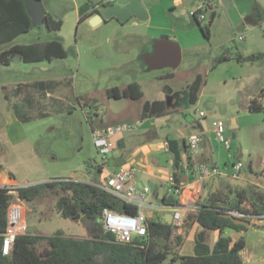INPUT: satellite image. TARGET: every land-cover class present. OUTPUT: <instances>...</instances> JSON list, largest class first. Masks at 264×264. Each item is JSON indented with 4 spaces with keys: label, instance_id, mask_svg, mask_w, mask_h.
Wrapping results in <instances>:
<instances>
[{
    "label": "rangeland",
    "instance_id": "1",
    "mask_svg": "<svg viewBox=\"0 0 264 264\" xmlns=\"http://www.w3.org/2000/svg\"><path fill=\"white\" fill-rule=\"evenodd\" d=\"M83 1L90 3L89 0H42L45 11L52 12L55 14L54 19L63 22L61 30L58 33L50 32L42 23L18 39L0 45V52H3L16 44L62 40L67 51L66 58L51 62L24 63L16 55L9 66H0V166L4 173L9 171L19 183H35L38 182L36 180L41 179L48 181L72 179L93 181L102 185L107 171L116 168L109 165L107 170L96 174L94 169L89 167L88 162L96 157L92 130L134 124L137 121L143 122L141 128L121 135L127 142L132 143L133 148L152 141L164 140L165 136L180 140L181 136L189 138L196 134H200L211 145L217 146L212 130L213 122L220 121L225 126L224 136L230 142V149L226 151L220 148L219 167L223 169L226 164L230 170L232 164L237 163L236 160L239 158L243 169L247 172L248 166L254 171L264 169V111L251 113L247 104L248 93L254 90L248 79L250 73H257L260 76L255 83L260 94L264 88V59L256 61L253 70L247 68L241 71L242 77L238 79H229L224 83L220 78L225 74L219 70L216 74L221 73V77L213 81V75L216 74H211L208 69L210 48L203 47L193 52L194 54L186 55L189 56L188 59H185L175 70L165 68L142 74L141 84L144 94L141 99H127L126 104L123 100L117 102L107 97L106 90L111 87L123 88L128 84L130 78L128 79L124 73L128 69L127 66L134 61V57L128 56L127 52L120 57L117 53H113L110 44L105 42L102 36V31L110 26L78 24L79 17L75 12V4H81ZM236 1L240 8H243L241 2L244 3L245 0ZM250 1L251 3L256 1L264 9V0ZM238 23L236 10L217 9L215 28L210 38L212 46L220 47L216 56L229 53L235 56L244 50L256 53L264 49V14L258 25L249 26L251 29L249 33L239 29ZM203 25L205 26L206 22ZM240 36L243 40L238 39ZM228 66H230L228 71L232 72L233 66L231 64ZM195 72L200 73L203 83L202 92L197 102L192 105L188 101V87ZM172 73L175 74L171 75ZM39 81H50L48 91L46 90L49 96L42 94L43 91L31 90L22 96V98L31 96V102L24 103L23 99L17 100L18 103L25 104L20 110L24 122L20 131L17 129L12 132V135L21 142L12 147L4 129L9 123V117L13 115L12 104L15 101L7 99L5 95L19 83ZM250 87L253 89L250 90ZM166 88L172 90L173 109L163 116L142 117L141 106L145 101L166 102ZM27 103L30 104L29 108ZM121 109L126 111L119 114L118 112L122 113ZM112 112H117L118 115L114 116ZM138 112H140L139 120L124 121L137 116ZM199 112H203L205 117L201 118ZM238 116L244 127L234 137L233 130L229 128L232 124L230 118ZM115 151L117 154L132 152L131 147ZM229 181L244 188L248 186L239 180ZM259 181L263 183L264 179ZM165 194L166 186L165 182H162V185H158L155 194L150 195V200L160 205ZM175 200L177 204L184 202L183 198L178 196H175ZM18 203L30 208L25 214L26 226L23 224L24 227L20 228L23 229V233L49 237L61 232L67 237L79 239L89 238L94 234L92 227L87 228L80 222L63 219L54 208V199L50 197H38L32 202L21 201L14 197L10 209L22 219L21 209L16 206ZM181 213L180 229L174 230L171 240V246L175 247L176 237H181L182 245L178 248V252L184 245L190 229V220L186 219L189 212ZM256 229H264V227L256 226ZM250 241L255 244V252L264 264V239H250ZM209 243L211 244L210 241ZM251 249L246 251V255L251 254ZM192 250L193 238L186 242L181 253L188 256L192 254ZM38 251L42 257L48 255L49 249L45 242L38 246ZM164 264H170V258Z\"/></svg>",
    "mask_w": 264,
    "mask_h": 264
},
{
    "label": "trees",
    "instance_id": "2",
    "mask_svg": "<svg viewBox=\"0 0 264 264\" xmlns=\"http://www.w3.org/2000/svg\"><path fill=\"white\" fill-rule=\"evenodd\" d=\"M220 7L228 11L233 7L232 1L222 0ZM86 8L82 9L78 24L83 23L93 14V11L85 13ZM216 9L213 1L212 6L204 12L207 15L206 21L194 18L206 38H209L210 27L216 17ZM204 22H206L205 26ZM43 24L48 31L59 32L63 22L52 16L44 15ZM32 28L23 0H0V45L14 41L19 36L29 33ZM16 55L24 63H40L64 59L67 57V51L64 45L57 40L30 45H13L8 50L0 52V66H9ZM261 59H264V53L246 57L236 55L235 57L239 63H255ZM225 61H228L226 55L215 58L212 69ZM202 83V77L198 76L189 85L188 101L190 104L197 102ZM106 95L114 100H139L143 92L139 84L131 83L123 88L111 87L106 90ZM5 96L10 99L7 94ZM261 99L262 94L259 99L251 100L249 104L251 113L264 111ZM12 107L16 116L23 120L21 105L13 103ZM168 111L164 100L146 102L142 108V117L163 116ZM168 145L173 154L175 169L173 175L176 181L181 183L184 167L181 165L180 152L178 149H171L172 146L175 147V141L168 140ZM88 165L94 169L96 174L103 172L101 168L92 167L90 161ZM97 185L93 181L67 179L51 180L17 188L0 186V264H164L168 258H170V264H244L240 253L246 246L245 239L240 237L232 241L231 237L225 236V233L245 231L247 228L236 225L230 219L225 218L222 213L236 210L246 215H264V194L262 193L255 196L251 211L240 207L241 198L229 205L227 209L210 203H196L195 212L186 216L187 220H193L199 226V230L194 235L193 254L180 256L178 248L182 245L181 237L177 236V244L175 247L171 246L175 226L168 225L166 222H158L155 219L146 220L147 236L145 238H135L129 244L117 243L114 235L103 227V211L110 210L135 215L137 209L133 205L123 203ZM14 197L28 202L38 197H50L54 199V208L63 219L80 222L87 228L92 227L94 234L89 238L79 239L67 237L61 232H56L49 237L34 236L25 232L16 235L9 255L4 256L1 246L7 233L9 208ZM216 231L220 233V236L212 245L209 243V237L212 232ZM43 242L49 249L45 257H42L38 251V246Z\"/></svg>",
    "mask_w": 264,
    "mask_h": 264
},
{
    "label": "crops",
    "instance_id": "3",
    "mask_svg": "<svg viewBox=\"0 0 264 264\" xmlns=\"http://www.w3.org/2000/svg\"><path fill=\"white\" fill-rule=\"evenodd\" d=\"M103 1L104 0H94V1L89 0L90 3H86L85 1H83L81 2V4H75V12L77 16L80 17V13L82 9L84 10V8H86L87 6V8L85 9V13H89L90 11H93V14L83 23L84 24L89 23L91 17H93L97 13V11L103 5H105ZM169 1L155 0V1L143 2L144 7L148 12V18L146 21L143 22L138 21L135 18H132L126 23L121 24L118 20L112 18L110 20H107L103 23L96 25V26L99 25L110 26V28L102 31L103 32L102 36L104 41L110 44L113 53H117L118 57H120L121 55H125V52H127L128 56L132 55V57H134V61L130 63L131 65L127 66L128 69L124 73L128 79L130 78V80H128L129 81L128 84L131 83L139 84L144 94L143 86L141 84L142 83L141 79L145 73H148V71L146 70L147 62H149L150 56L154 54L155 45L157 41L162 38L169 39L170 41L176 42L179 45L181 61L177 68H179L182 65L185 59H188L189 56L186 55H188L189 53H193L200 48L209 46L210 51L208 52V55L210 62L208 69L211 72V74H216V72L222 70L223 74L225 75H223L222 78H220V81L226 83L229 79H238V77H242L241 75L243 74V72L241 71L247 70V68L253 70L254 65L256 63H239L235 60L236 55L233 56L230 53L226 55L228 61L218 64L215 66V68L212 69L213 60L221 56V55L216 56L217 51L220 50L219 49L220 47L212 46L210 41L212 30L215 28L216 17L210 27L209 38H206L201 32L200 27L196 23L195 19L190 15V11L195 7L198 0H180L178 4H174L172 3V1H170L169 3ZM231 1L233 7L230 10H236L238 14V18H239L238 28L243 29L244 33H249L251 31L249 26H254V25L256 26L259 24V20L261 19L262 14H264V9L261 6H259L256 1L252 3L250 0H245L244 3L241 2L243 8L242 7L240 8L236 0H231ZM214 2H217V4L214 3L217 9L221 8L220 5L222 3V0H214ZM44 15H49L52 16L53 18L55 17L54 16L55 14H53L52 12L45 11V9H44ZM53 33H58V32H53ZM57 41H60L63 44L62 40H57ZM16 45H30V44H16ZM258 53H264V49L256 53L247 52V50L246 51L244 50L239 52V54L237 55L246 57ZM167 55L168 57H171L172 49L170 48L167 49ZM230 64L233 66L231 69L232 72L228 71L230 67L228 65ZM174 74L175 73H172L171 75ZM220 74L213 75L214 77L213 81L219 79V77H221ZM198 76H201L200 73L195 72L193 74L194 78L189 85H191ZM258 78H260V76L257 73H250L248 76L250 85L254 87V90L248 93V97H249L247 100L248 111L251 100L259 99L261 94H262L261 102L264 107V88L262 90V93L260 94L259 90L256 89L255 86V83H257ZM49 82L50 81L19 83L17 87L8 91L7 95L9 96L10 99H14L15 101L14 103H18L17 100L19 99H23V101H25L24 103H26V101L31 102L30 99L31 96H24L22 98L24 94H27V92L31 90L32 92L37 90L43 91L42 94L45 93L46 96L48 97L49 94L47 93V91L49 87L48 84ZM38 85L39 87L37 88ZM253 87L252 88L250 87V90L253 89ZM166 90L168 92L166 97V105L168 110H170L173 109L172 108L173 97L171 94L172 90L170 88H166ZM201 92H202V87L200 89L199 94ZM122 100L126 104L127 101L125 100L127 99H120L116 101L123 102ZM146 102L147 101H145L142 104L141 110ZM18 104L21 105L22 109L25 107L24 106L25 104H21V103ZM26 105L27 108L30 107L29 103H27ZM121 110L122 113L118 112L119 114H123L124 111H126L124 109ZM118 113L112 112V115L117 116ZM136 114L137 116L135 115L133 117L127 118L124 121L131 120L135 122L139 120L138 117H140V112ZM230 119L232 120V124L229 128L233 130V133L236 136L244 126L241 125V122L239 121V116L234 118L232 117ZM23 122L24 119L23 120L19 119L13 111V115L9 117V123L6 125L4 129L5 136L8 139L9 144H12V147H15L21 143L16 136L12 135V132L16 131L17 129H19L20 131ZM137 122L140 123L139 128H141L143 122L140 121ZM181 135L183 134L181 133ZM212 135L215 141L213 130H212ZM181 137L182 138L180 140H176L174 138H169L168 136H165L164 140L152 141L150 143L147 144L145 143L144 145L137 147L135 146L136 148H133L134 146L132 145V143L129 141L127 142L126 139L120 135L117 141L118 140L123 141L122 145L124 146V148L122 150L131 147L132 152H130V154H117L116 151H114L112 157L113 161L111 165L117 169L119 166L116 165V162L117 161L121 162V160L118 159L120 157H128L129 159L123 165L126 166L131 165L137 167L138 184L140 185L144 184L149 186L152 191L151 192V196H152L153 194H155L158 185H162V182L164 183L166 177L175 172L173 165V154L170 151V147L168 145V140H172L176 142V145L175 147L172 146L171 149L179 150L181 165L188 169L186 172L184 171V173L181 174V183H182L183 191L181 196L179 197H182L184 202L178 205L175 204L176 205L175 207L182 208L181 212L184 213L189 212L188 214H193L197 209L196 203H207V204L210 203L217 207H222L224 209H227L229 205L235 203L238 198H241L242 204L240 207L245 210L251 211L253 209L255 196L258 193L264 194V181L263 183L259 181L260 179H264V169L260 171H254L251 166H248V172H247L246 170L243 169V165H242V174L240 175V177L234 179L229 174L230 172L229 166L225 164L223 169L219 167V162H220L219 157L221 155L220 148L222 147L218 143L217 144L219 145V147L218 145L217 146L211 145L210 143L206 142L200 136V134L192 135L189 138H184V136ZM193 137L201 138V144H200L201 150L198 156L191 158L188 152V140ZM222 149L225 150L224 148ZM236 161L240 162L239 158H237ZM201 164H207L210 166L217 165L221 169L222 173L218 176L205 179L203 182H198L197 167ZM116 169H112L108 171L111 172ZM231 179L245 182L248 186L247 188H244L243 186L240 185L231 184L229 181ZM36 181L38 182L19 183L9 171L4 173V171L0 166V186L17 188V187H26L41 182H48V180L45 179L36 180ZM77 181H82V180H77ZM163 199L164 197L162 198V203H163ZM150 203L155 207L160 206L155 204L151 200ZM16 206H18L21 209L22 219H19L20 220L19 226L20 228H22L24 227L23 224L26 226L25 214L26 211H30V208H27L26 206L20 203L16 204ZM160 215L161 213L159 211L154 210V211H150L147 217L148 219L157 220L159 219ZM11 216H12L11 209L9 208L8 220L10 219ZM248 220L250 224L247 227V230L239 231V232H226L225 236L231 237L232 241H236L240 237H243L245 239L246 246L244 250L240 253V256L244 264H262V262L260 261V256H258L257 252H255V244L252 241H250V239H264V229H256V226L264 227V220L262 221L253 220V219H248ZM189 225H190V229L185 238L184 245L188 240L190 241L192 238L194 243V235L199 230L198 224L195 223L193 220L190 221ZM20 228L18 231L19 234H22L23 229ZM219 236L220 233L217 231L212 232L210 234L209 241L211 242L212 245L217 241ZM184 245L180 248L178 252L180 256H183L181 250L183 249ZM248 249L252 250L250 255H246V251ZM192 254H193V250H192Z\"/></svg>",
    "mask_w": 264,
    "mask_h": 264
},
{
    "label": "built area",
    "instance_id": "4",
    "mask_svg": "<svg viewBox=\"0 0 264 264\" xmlns=\"http://www.w3.org/2000/svg\"><path fill=\"white\" fill-rule=\"evenodd\" d=\"M172 3L178 4L180 0H171ZM115 0H109L106 3H113ZM212 0H198L195 7L190 11V15L193 18H197L200 21H206L207 15L204 14L206 9L212 6ZM239 40H243V37H238ZM201 118L205 117L203 112H199ZM140 127V123L134 124H121L111 126L104 129L92 130L91 136L96 149V157L90 160V164L94 168H101L107 170L112 163V157L114 151L117 149V139L120 135L136 130ZM225 126L222 122L213 123V134L215 141L225 150L230 149V142L224 136ZM200 137H193L188 140V152L191 158H194L200 154ZM188 169L184 167L186 172ZM138 169L135 166L121 165L114 171H107L104 184L97 185L105 192L119 199L125 204L133 205L136 207L137 212L135 215L126 213H117L110 210H104L102 215L103 227L106 231L111 232L114 235V239L119 244H129L135 238L141 239L147 236L146 220L150 211L157 210L161 213L158 222H165L164 216L167 212L172 213V224L175 226V230L180 229L182 223V213L180 207L170 208L168 204L164 202L169 196L175 198V196H181L183 188L182 183H178L173 174H170L165 179L166 194L163 199V203L160 206L155 207L150 203L151 189L147 185L138 184L137 180ZM222 173L221 169L217 166H210L207 164H201L197 167V181L203 182L205 179L218 176ZM230 176L234 179L240 177L242 174V164L237 162L233 164L229 172ZM176 204V202H175ZM176 206V205H175ZM183 207V206H181ZM233 217L242 219L264 220V215H246L236 210L224 211ZM13 217L8 220L7 233L4 236L1 246L2 255L8 256L15 241V237L19 234V218L15 212ZM17 218V219H16Z\"/></svg>",
    "mask_w": 264,
    "mask_h": 264
},
{
    "label": "water",
    "instance_id": "5",
    "mask_svg": "<svg viewBox=\"0 0 264 264\" xmlns=\"http://www.w3.org/2000/svg\"><path fill=\"white\" fill-rule=\"evenodd\" d=\"M26 8V12L31 19V26L34 28L40 26L43 23L44 18V5L42 0H23ZM145 1H155V0H117L113 3H108L103 5L97 13L91 17L89 23L92 26H96L107 20L115 18L121 24L126 23L132 18L138 21H146L148 18V12L144 7L143 2ZM214 1V0H212ZM217 4V2H214ZM172 49L171 57L167 55V49ZM181 61L179 45L176 42L170 41L169 39L162 38L157 41L155 45L154 54L150 56L149 62H147L146 70L148 72L162 70L164 68L176 69ZM234 134V133H233ZM235 137V135H234ZM122 140H118L116 145L118 150H122L124 146L122 145ZM129 158L120 157L116 162V165H123ZM166 204L170 206L171 209L175 207V199L172 196L167 197L164 200ZM222 215L225 218L230 219L236 225H242L244 227L249 226V221L236 218L232 215L223 212ZM165 222L168 225L172 224V213L168 212L164 216Z\"/></svg>",
    "mask_w": 264,
    "mask_h": 264
}]
</instances>
